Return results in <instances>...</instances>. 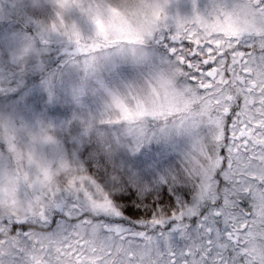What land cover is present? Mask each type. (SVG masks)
Returning a JSON list of instances; mask_svg holds the SVG:
<instances>
[{"label":"snow or ice","instance_id":"snow-or-ice-1","mask_svg":"<svg viewBox=\"0 0 264 264\" xmlns=\"http://www.w3.org/2000/svg\"><path fill=\"white\" fill-rule=\"evenodd\" d=\"M118 16L92 17L98 41L66 33L86 63L143 37ZM168 39L171 76L89 124L96 170L62 165L67 178L43 203L0 214L8 264H264V0H214L206 17L177 20ZM185 114L198 130L177 166L164 167L161 148L136 158L138 173L121 167L164 131L151 125Z\"/></svg>","mask_w":264,"mask_h":264},{"label":"rangeland","instance_id":"rangeland-1","mask_svg":"<svg viewBox=\"0 0 264 264\" xmlns=\"http://www.w3.org/2000/svg\"><path fill=\"white\" fill-rule=\"evenodd\" d=\"M104 3L105 0H87L85 7L102 8ZM213 3L214 0H171L165 20L151 36L109 44L97 49L86 63L63 29L50 28L57 21L54 6L35 5L33 0H0V16L9 8L25 18L30 28L24 32L0 29V92L13 91L0 94V117L26 129L16 135L14 145L21 149L34 146L36 164L57 172L64 170L62 165L95 171L99 158L93 148L94 129L89 124L114 111L116 100L126 101L133 92L142 95L151 84L170 77L174 64L168 36L175 32L177 20L206 17ZM64 20L67 25H75L82 42L100 39L93 19L81 10H71ZM5 61L11 70L26 72V76L18 73L10 78L14 82L8 83L3 73L7 71ZM151 127L164 131L145 143L140 152L127 153V161H120L122 168L138 173L134 167L136 158L141 153L158 155L161 148L168 157L164 167L177 166L192 147L198 130L196 118L189 114L169 121L167 127L162 122ZM41 130H47L52 141L33 145L31 134ZM7 151V140L0 138V158Z\"/></svg>","mask_w":264,"mask_h":264},{"label":"clouds","instance_id":"clouds-1","mask_svg":"<svg viewBox=\"0 0 264 264\" xmlns=\"http://www.w3.org/2000/svg\"><path fill=\"white\" fill-rule=\"evenodd\" d=\"M86 2L87 0H33L35 5L45 3L55 7L57 21L50 25L53 30L71 32L75 25L65 24L64 16L73 9H79L91 18L99 13L105 24L119 14L117 23L126 22L125 26L143 37L151 36L161 26L171 0H105L102 8L98 5L86 8ZM25 130L23 125L16 127L10 119L0 117V138L8 142V151L0 158V214L20 215L29 204L36 206L43 203L49 192L62 185L67 178L63 171L57 172L50 168L51 179L45 180L41 170L45 166L38 167L36 164L34 146L21 149L14 145L16 135ZM45 134L49 135L47 130L31 134L32 144L43 142L39 137ZM21 187L27 191L26 200L19 196ZM13 252V248L7 243H0V262L8 264Z\"/></svg>","mask_w":264,"mask_h":264},{"label":"trees","instance_id":"trees-1","mask_svg":"<svg viewBox=\"0 0 264 264\" xmlns=\"http://www.w3.org/2000/svg\"><path fill=\"white\" fill-rule=\"evenodd\" d=\"M0 26H1L0 29L4 30V31L8 30V29L19 30L21 32H24L25 30H30V28H28L29 26H27V22H26L25 18L14 14L12 12V10L9 11V8H6V9L3 10L2 15L0 16ZM52 54L53 55L54 54H61V52H53ZM65 59H67V57ZM5 64L6 65L5 66L3 65V67L7 71H4L3 73L6 75V81L8 83L12 84L14 81L13 80L10 81V78L12 79V76L16 77L18 75V73L22 74L23 72H18L17 73L13 68L11 70L10 69V65H9V63L7 61H5ZM23 74H25V76H26V72H24ZM5 92L13 94L12 93L13 91H11V89H9V90H5L4 89L3 91L0 92V94L2 95ZM177 118H180V117H177ZM76 165H78V164H75L74 166H76ZM23 192H24V196L22 195ZM19 196H20L21 199L25 198V200L28 198V194H27V191H26L25 188L21 187L19 189ZM52 216H55V212L52 213ZM139 218L143 219L144 217L141 214ZM62 223H63L62 220L57 219V224H62ZM141 230H143V229H141Z\"/></svg>","mask_w":264,"mask_h":264}]
</instances>
